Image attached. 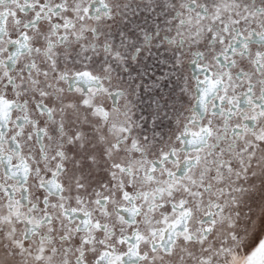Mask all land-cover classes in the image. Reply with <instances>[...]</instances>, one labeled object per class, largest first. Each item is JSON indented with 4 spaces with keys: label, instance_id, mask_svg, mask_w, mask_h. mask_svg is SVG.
Listing matches in <instances>:
<instances>
[{
    "label": "snow or ice",
    "instance_id": "1",
    "mask_svg": "<svg viewBox=\"0 0 264 264\" xmlns=\"http://www.w3.org/2000/svg\"><path fill=\"white\" fill-rule=\"evenodd\" d=\"M0 264H264V0H0Z\"/></svg>",
    "mask_w": 264,
    "mask_h": 264
}]
</instances>
